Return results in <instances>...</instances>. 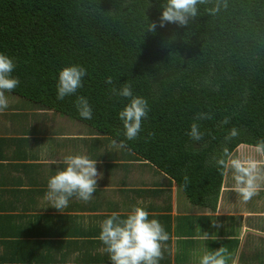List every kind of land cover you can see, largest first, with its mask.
I'll return each mask as SVG.
<instances>
[{
    "label": "trees",
    "instance_id": "1",
    "mask_svg": "<svg viewBox=\"0 0 264 264\" xmlns=\"http://www.w3.org/2000/svg\"><path fill=\"white\" fill-rule=\"evenodd\" d=\"M164 2L0 0V53L13 59L12 76L20 81L13 92L5 93L9 107L2 112L12 118V126L4 131L15 136L10 138L20 144L19 154L24 149L58 154L59 168L65 167L64 157L80 153L105 170L106 162L111 168H153L164 181L155 183L159 187L153 194L170 202L163 188L174 184L186 199L182 208L211 213L226 175L216 158L225 147L233 155L238 147L255 148L264 139V0H228L227 9L216 15L205 12L215 3L209 0L198 6L200 15L187 25L160 27ZM152 22L155 32L147 30ZM71 65L87 70L83 86L58 100V73ZM108 77L112 84L106 83ZM125 83L149 104L142 131L130 141L118 116L129 100L112 91ZM78 96L88 100L92 119L79 116ZM201 112L211 119L198 121L204 137L197 142L187 133ZM63 119L75 132L59 122ZM232 127L239 135L226 140ZM48 144L56 152L46 148ZM167 209L170 213L172 207ZM217 211L223 213L222 207ZM100 230H92L93 238ZM217 242L207 243L209 252L222 246L229 251L224 244L216 247Z\"/></svg>",
    "mask_w": 264,
    "mask_h": 264
},
{
    "label": "crops",
    "instance_id": "2",
    "mask_svg": "<svg viewBox=\"0 0 264 264\" xmlns=\"http://www.w3.org/2000/svg\"><path fill=\"white\" fill-rule=\"evenodd\" d=\"M4 114L0 113V264H110L105 246L98 236L93 238L92 230L111 213L117 212L123 218L137 205V201L128 196L137 194V183L130 177L135 169L106 168L104 173L108 180L105 183L97 169L101 175L93 197L85 202L73 196L67 207L56 210L46 199V192L48 178L55 175L60 165L56 161L60 159H55L56 155L47 157L49 154L44 151L39 154L36 149L28 150L32 153L24 149L25 153L19 154L20 144L10 138L15 136L4 131L12 126V118ZM46 148L52 149L49 144ZM28 165L35 167L27 168ZM112 171L113 178L109 177ZM119 177L118 188L111 189L113 181ZM173 185L162 187L163 191L171 193ZM155 187L159 185L154 183L148 188L150 194H145L139 206L149 212V219L159 220L169 236L162 242L163 256L158 264H199L200 257L209 252L207 243L217 240L216 247L224 244L230 248L226 254L227 264H264L262 220L248 223L249 217L263 215V211L252 215L253 211L248 208L240 212L243 226L239 220L229 223L222 218L218 205L211 213L188 206L177 213L172 202L153 194ZM167 193L165 198L172 200ZM169 206L172 207L170 213ZM183 216L187 219L183 220ZM194 216L199 220H193ZM220 228L228 232L225 234L228 238H221Z\"/></svg>",
    "mask_w": 264,
    "mask_h": 264
},
{
    "label": "clouds",
    "instance_id": "3",
    "mask_svg": "<svg viewBox=\"0 0 264 264\" xmlns=\"http://www.w3.org/2000/svg\"><path fill=\"white\" fill-rule=\"evenodd\" d=\"M209 0H165L161 5L162 14L159 18L160 27L165 23H175L180 26L187 25L191 19L199 16V5L208 4ZM228 0H215L212 7L205 8L209 15H216L222 9H227ZM156 23H148L147 30L155 32ZM16 65L12 58L4 53H0V112L9 107L8 97L5 93L13 92L19 85L18 77H13L12 72ZM87 75V70L80 65H71L62 68L58 73L57 81V99L63 100L66 96L74 95L81 88L83 78ZM106 83L112 84V78L108 77ZM117 95L128 98L129 102L118 113L119 119L123 124L126 140H135L142 131V121L146 119L149 112V104L146 98L134 95L130 84L125 83L117 90L112 89ZM76 108L82 119L90 120L93 116L92 107L88 100L83 96H78ZM211 119L207 113H197L196 119L191 123L187 135L193 141H202L204 133L200 130L199 120ZM227 123V120L224 121ZM239 135V130L232 127L228 130L226 140H231ZM116 144V141H113ZM120 147L125 146L124 141L119 142ZM257 153L264 154V139L258 140L255 144ZM65 167L58 168L55 175L48 178L46 199L51 202V206L57 210L67 207L69 198L75 196L82 201H89L96 192L97 179L101 175L96 168V160L90 159L87 155H68L64 157ZM216 164L219 168L230 169L234 180L233 190L239 194L244 201H249L257 194V181L262 177L261 169L264 166L263 155L255 159H242L234 157L225 147L222 155L216 158ZM185 183L188 177H184ZM230 186V183L227 182ZM226 183L220 190L217 205L221 206L223 212H229L230 216H222L230 222H235L240 218L241 225H244V219H241L243 210L238 211L240 206L234 207V201L224 202L223 196L228 198L223 192L229 187ZM264 199V198H263ZM233 206V210L228 209ZM237 213L234 216L231 214ZM264 215V213H263ZM235 220V221H234ZM246 222V221H245ZM262 230L264 232V219ZM100 233L97 237L105 246V251L109 255L110 264H158L162 259V242L169 239L168 233L163 225L157 219H149V212L144 207L133 205L131 210L121 218L117 212L100 223ZM222 229V228H220ZM221 238H225L228 232L223 231ZM208 234L205 233V237ZM220 238V239H221ZM228 238V237H227ZM219 239V240H220ZM231 239V238H229ZM1 253V252H0ZM227 249L220 247L216 251L204 253L199 264H227Z\"/></svg>",
    "mask_w": 264,
    "mask_h": 264
},
{
    "label": "rangeland",
    "instance_id": "4",
    "mask_svg": "<svg viewBox=\"0 0 264 264\" xmlns=\"http://www.w3.org/2000/svg\"><path fill=\"white\" fill-rule=\"evenodd\" d=\"M53 117H58V116H53ZM59 122L62 125H64L65 123L69 124L71 130L73 132H75L74 126L69 121H67L66 119H63L61 121L59 120ZM76 130H77V127H76ZM78 152L80 153V151H78ZM83 152L85 153V151H83ZM86 152L90 153L88 151V149H86ZM92 152H94V151H91V153ZM92 155H93V157H99V155L95 154V153H92ZM49 156L50 155H47V157H49ZM233 156L234 157H240L242 159L251 158V159H255V160L258 161V158L261 157V154L257 153L255 148H249V147L241 146V147H238L234 151ZM55 159H60L59 155H56ZM110 165H111V163H109V162H106L104 164V166L106 168H111ZM48 168H50V167H48ZM133 168L135 170L131 171L130 177L134 179L135 183H137V187H136L137 195L135 193L131 197L133 198V200L137 201V204H140V201L143 199V197H145V194L147 193L148 188L151 187L152 184L161 183V184L164 185V181L160 177H158V176H156V175H154L152 173V169L153 168H139V167H133ZM97 169L103 174V176H104L103 180H104V183H105L108 180L106 174L104 173L105 168H97ZM113 175H115V174L112 171L109 174V177L113 178L114 177ZM232 175H233L232 171L230 169H228L227 170V175H225V177H224V182L226 184H227V182H229L230 186L227 184L225 187H229V188L226 189L223 193L227 194L229 197L226 198V197L223 196L224 202H227V200H230V201L233 200L234 203H235V205H234L235 208L237 206H240L237 209L238 211L243 210V212H245L246 209L248 210V208L249 209L251 208V211H253V212H251L250 210H249V212H251L252 215H254L255 212L257 214L260 213L261 211L264 212V199H263L264 198V194H263V188H262V179H259L257 181V184H258L257 194L254 195L249 201H244L243 198L233 190L234 180H232ZM118 179H120V177L117 178V180L113 181L111 189H115L116 190L118 188L117 187V185H119L118 184ZM126 184H128V183H126ZM132 185H134V183H132ZM114 193L116 194V191ZM180 193L182 194V196L180 195ZM167 194H170V196L172 198V200L170 202H172V205H173L175 211L177 213H180L182 211V209H183L181 201L186 200L184 198L183 193L178 188L176 190V185H173L171 193L169 191V193H167ZM187 204H188V202H187ZM190 208H193V210L197 209V207H190ZM228 210L232 211L233 210V206H231ZM263 212H261V213H263ZM224 215L225 216H230V213L224 211L223 213L220 214V216H224ZM231 215L236 216L235 213L231 214ZM248 219H249L248 223H254L257 219H261L262 220V224H263L264 215H258L257 217L251 216ZM238 220L240 221V218Z\"/></svg>",
    "mask_w": 264,
    "mask_h": 264
}]
</instances>
